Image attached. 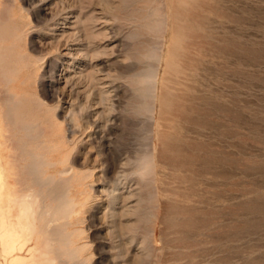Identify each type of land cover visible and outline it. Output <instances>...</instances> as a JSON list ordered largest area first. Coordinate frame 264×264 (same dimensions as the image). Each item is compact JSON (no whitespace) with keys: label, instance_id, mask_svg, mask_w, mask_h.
<instances>
[{"label":"rangeland","instance_id":"rangeland-1","mask_svg":"<svg viewBox=\"0 0 264 264\" xmlns=\"http://www.w3.org/2000/svg\"><path fill=\"white\" fill-rule=\"evenodd\" d=\"M149 1L0 0L2 95L99 195L90 264H264V0Z\"/></svg>","mask_w":264,"mask_h":264},{"label":"bare ground","instance_id":"bare-ground-1","mask_svg":"<svg viewBox=\"0 0 264 264\" xmlns=\"http://www.w3.org/2000/svg\"><path fill=\"white\" fill-rule=\"evenodd\" d=\"M2 91L0 87V264H90L92 242L85 240L89 233L81 223L91 199L82 201L77 192L88 174L78 173L64 159L58 161L57 147L47 150L44 145V136L54 138L43 126L44 119L36 122L18 114ZM139 166L141 175L144 169ZM98 196L94 194L90 207ZM117 197L121 196L112 195ZM132 212L128 209L118 216L121 226L116 236L122 247L133 241H128L124 230L128 225L122 220Z\"/></svg>","mask_w":264,"mask_h":264}]
</instances>
